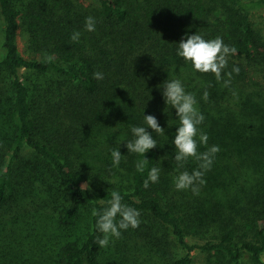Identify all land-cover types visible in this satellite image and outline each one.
Here are the masks:
<instances>
[{
    "label": "trees",
    "instance_id": "16d2710c",
    "mask_svg": "<svg viewBox=\"0 0 264 264\" xmlns=\"http://www.w3.org/2000/svg\"><path fill=\"white\" fill-rule=\"evenodd\" d=\"M256 12L264 24V0H0V264H102L92 210L106 207L112 191L140 213L137 228L109 242L117 257L136 248L145 259L126 255L124 264H191L200 251L207 264H264V27ZM89 16L93 32L85 29ZM196 32L235 47L224 73L239 72L227 86L178 55L181 39ZM173 79L204 116L208 142L198 151L220 149L198 195L175 188L179 172L199 162L178 169L174 160L179 118L162 94ZM148 114L164 134L153 132L157 146L140 172L143 155L125 145ZM152 167L159 179L145 189ZM35 192L64 226L89 206L84 237L55 243L47 230L38 235L48 214L27 207ZM9 201L11 215L1 211Z\"/></svg>",
    "mask_w": 264,
    "mask_h": 264
},
{
    "label": "clouds",
    "instance_id": "9594fccd",
    "mask_svg": "<svg viewBox=\"0 0 264 264\" xmlns=\"http://www.w3.org/2000/svg\"><path fill=\"white\" fill-rule=\"evenodd\" d=\"M95 24L94 17H86V31H95ZM79 37L80 33L74 32L71 39L78 42ZM235 52V47L225 44L221 37L217 36L214 39L206 40L196 32L181 39L178 55L184 60L190 61L194 70L200 73H212L217 81L223 80L224 85L227 86L230 83L232 72L237 74L239 72L238 67H233L232 72L224 73V69L228 66L229 55ZM93 76L97 80L104 78L101 72H94ZM224 76H227L228 79H224ZM162 94L165 102L176 110V115L179 118V127L176 129V135L172 142L177 150L174 155L177 168L182 169L189 158L199 162L198 167L191 172L187 170L179 172L174 180L175 188L177 190L191 189L194 195H198L199 186L206 183L203 179L204 174L210 170L215 154L220 150L219 146L212 145L207 147L204 152L198 151L200 145L207 146L208 142L207 134L199 128L204 121V116L197 107L194 94L186 92L179 79H173L165 83ZM203 98L207 100V91L203 93ZM144 121L147 127L133 126L131 132L135 139L127 141L125 145L128 152L143 155V159L136 164V168L140 172L145 170L149 161L144 158V154L157 146V142L152 135L153 132L160 135L164 134V128L159 125L155 115H144ZM146 128H151L152 132L146 131ZM197 137H199V140H197ZM111 155L113 166H118L122 156L118 148L114 149ZM160 171L159 167H152L148 171V177L143 182L145 189L148 188L149 182H158ZM110 195L111 199L106 202V207L100 211L95 208L92 210V215L98 217L96 227L103 234L102 238L98 237L96 241L100 247H107L111 238L119 239L121 230L135 229L141 223L140 213L135 208L124 204L122 202L123 197L118 191H112ZM101 203L105 202L102 201Z\"/></svg>",
    "mask_w": 264,
    "mask_h": 264
},
{
    "label": "rangeland",
    "instance_id": "374dc122",
    "mask_svg": "<svg viewBox=\"0 0 264 264\" xmlns=\"http://www.w3.org/2000/svg\"><path fill=\"white\" fill-rule=\"evenodd\" d=\"M86 1H93V0H86ZM253 20L255 23L262 28L264 27L263 24V16L261 15L260 12H256L253 16ZM18 44L20 47V50L22 53L26 54L27 48H26V36L24 33H21L19 38H18ZM2 51L1 47V23H0V52ZM25 158H28L30 160H36V157L31 151H25ZM36 201V202H34ZM34 202V203H33ZM29 209L33 210H42L44 213L48 214L47 217V226L42 229L39 227L42 224H46L45 218H42V221L40 224H37L38 230L36 233L46 231L52 236L53 242H67L68 240H79L84 237L85 233L88 231L89 225H90V217H91V212L89 211V206H85L79 215V217L76 219L75 223L71 226H64L62 224H59V222L56 219L55 213L53 211L54 204L48 202L46 203L45 199L41 197L37 192H35V197L31 202H28L26 204ZM12 207H14L13 203L9 201L3 209H1L2 212L8 213V215H11L12 213ZM37 207V208H36ZM30 213V212H29ZM29 215V214H28ZM50 223V225H49ZM10 223H8L9 225ZM12 225L10 224V229ZM9 227V226H8ZM49 229V230H48ZM116 250L118 251L117 247L115 244L112 242L108 244L107 247H103V252H102V264H124L125 256L127 255L129 259H135L137 256L141 255L140 250H137L136 248H132L130 251H126L127 254L124 252V257L122 255H119L118 257L116 256ZM176 251H179L177 249ZM141 258L144 259V257L141 255ZM145 260V259H144ZM126 264H132V263H127ZM191 264H207L206 262V253L205 251L203 252H198L194 258L193 262Z\"/></svg>",
    "mask_w": 264,
    "mask_h": 264
}]
</instances>
